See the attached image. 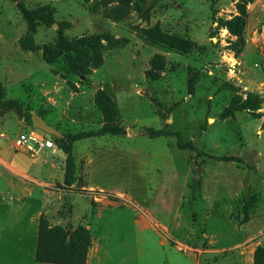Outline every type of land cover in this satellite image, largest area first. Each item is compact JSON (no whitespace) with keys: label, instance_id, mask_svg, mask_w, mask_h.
<instances>
[{"label":"rangeland","instance_id":"obj_1","mask_svg":"<svg viewBox=\"0 0 264 264\" xmlns=\"http://www.w3.org/2000/svg\"><path fill=\"white\" fill-rule=\"evenodd\" d=\"M21 1L29 9L50 6L55 23L39 26L37 50L25 51L28 23L15 2L0 0L6 99L60 133L77 134L105 125L96 105L104 90L126 134L76 142L71 189L54 169L56 178L40 188L45 197L36 189L18 202L0 198V264H44L35 260L42 215L57 227L87 226V264H254L264 247V0ZM237 18L245 23L243 43L232 30ZM60 25L70 39L108 37L86 76L64 57L45 62ZM254 96L263 99L259 109H240ZM6 115L0 142L8 161L19 152L27 163L47 160L64 170L57 146L51 156H38L44 148L16 149V137L32 126L21 119L22 129L15 112ZM166 126L196 149L146 135ZM7 190L0 179V191ZM66 202L69 219L60 215ZM248 202L250 219L242 223Z\"/></svg>","mask_w":264,"mask_h":264},{"label":"trees","instance_id":"obj_2","mask_svg":"<svg viewBox=\"0 0 264 264\" xmlns=\"http://www.w3.org/2000/svg\"><path fill=\"white\" fill-rule=\"evenodd\" d=\"M17 4L18 9L22 13L24 20L28 23V34L21 39V45L25 51H35L37 46L33 32L39 26L46 25L52 27L55 23L54 12L50 6H37L34 9L26 7L21 0H12ZM234 32L241 36L243 43V27L244 20L237 18L234 22ZM59 41L56 48L47 47L44 50V60L48 64L57 62L61 57L67 61L70 70L79 76H86L89 72V63L98 56L99 49L103 46L102 39L107 36L91 38L70 39L64 34V27L60 25ZM110 41V40H109ZM241 44V43H240ZM194 91V86H191ZM263 103V99L258 96L249 97L240 109L257 110ZM96 105L102 111L105 125L97 131L79 132L77 134L62 133L61 136L55 137V145L63 151L65 159V175L64 186L66 189H71L78 181L77 165L74 155V144L80 140L103 137L106 135H125L126 130L115 122L118 118L116 104L113 99L104 91H99L96 95ZM9 112H15L20 119H25L26 122L33 126L32 116H26L23 112L21 104L16 100H7L6 92L0 81V116L6 115ZM229 110L223 113V117L229 116ZM146 135L152 139L165 137H176L177 146L182 150L196 149L192 141L186 142L180 132H175L169 129L168 126L163 129L149 128L146 130ZM220 161H232L231 157L219 158ZM197 186L201 185V180L196 181ZM255 203V202H254ZM68 207V208H67ZM252 210V205L248 202L245 206V218L242 223L249 222V213ZM72 213V207L69 202H66V209L61 211L60 215L64 219H69ZM92 239L86 225L81 224L74 227L71 222L67 227H57L50 223L49 218L42 215L39 222L38 244L35 253V260L38 263L44 264H87ZM254 264H264V247H259L254 256Z\"/></svg>","mask_w":264,"mask_h":264},{"label":"crops","instance_id":"obj_3","mask_svg":"<svg viewBox=\"0 0 264 264\" xmlns=\"http://www.w3.org/2000/svg\"><path fill=\"white\" fill-rule=\"evenodd\" d=\"M7 117L9 116L6 115L4 117H0V139L5 138L3 137L4 133L2 130L6 127L5 122L7 121ZM16 117L19 119L22 129L28 127V125H26L23 120H21L18 116ZM3 147L4 146L0 142V179L5 181L8 187L7 192L0 191V198H2L4 201L8 203H12L14 201L18 202L20 197H25L24 191H29V193L32 194V192H34L36 189H38L40 193H42V196L45 197L40 188L45 191L44 187L48 185V182L56 178V171L54 169H58V171H60V181L64 180L65 171L61 168H58L55 163L42 160V165L39 166L36 160L33 158L30 163H27V161L23 160L22 158L18 159L16 156L19 154V152L15 151L13 143L10 148L12 149L13 147L16 153L12 156V158L10 157L11 161H8L9 154L4 151ZM51 150L53 149L44 148V150H41L38 153V156L45 153L51 156ZM36 164L38 166H35ZM46 164L49 165L50 169L46 170V168H48Z\"/></svg>","mask_w":264,"mask_h":264},{"label":"built area","instance_id":"obj_4","mask_svg":"<svg viewBox=\"0 0 264 264\" xmlns=\"http://www.w3.org/2000/svg\"><path fill=\"white\" fill-rule=\"evenodd\" d=\"M15 148L28 153H36L39 148L54 149V139L44 131L31 127L28 131L19 134L14 140Z\"/></svg>","mask_w":264,"mask_h":264},{"label":"water","instance_id":"obj_5","mask_svg":"<svg viewBox=\"0 0 264 264\" xmlns=\"http://www.w3.org/2000/svg\"><path fill=\"white\" fill-rule=\"evenodd\" d=\"M33 126L34 128L40 129L44 131L45 133L51 135V137L54 139L55 137L61 136L62 133H60L58 130L50 126L42 117L40 116H33ZM200 174V171L198 172V175Z\"/></svg>","mask_w":264,"mask_h":264}]
</instances>
